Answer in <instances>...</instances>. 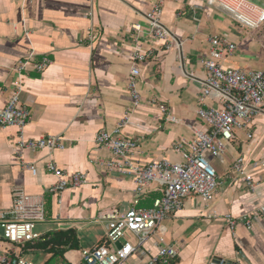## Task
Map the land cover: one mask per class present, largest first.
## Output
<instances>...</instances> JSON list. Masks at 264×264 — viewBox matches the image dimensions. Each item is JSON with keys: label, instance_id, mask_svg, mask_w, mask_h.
<instances>
[{"label": "crops", "instance_id": "obj_1", "mask_svg": "<svg viewBox=\"0 0 264 264\" xmlns=\"http://www.w3.org/2000/svg\"><path fill=\"white\" fill-rule=\"evenodd\" d=\"M250 1L264 8V0ZM158 2L169 49L150 34L146 19ZM91 27L96 28L92 44L86 39ZM212 35L218 36L223 67L264 70V22L249 29L200 0H0V110L18 90L20 105L30 111L26 138L60 136L63 142L61 149L20 150L18 128L0 126V218H19L12 213L14 199L26 194L24 215L34 220L35 231L74 229L79 248L67 250L64 258L67 264H84L81 251L105 237L100 215L126 210L135 188L130 176L98 164L112 155L98 148L96 134L113 129L127 114L122 134L137 139L134 161H180L202 126L198 107L224 105L218 94L203 95V61L210 57ZM228 44L234 45L232 51ZM135 52L151 54L137 62L141 102L132 110L127 76ZM44 56L51 63L38 73L32 66ZM23 61L28 63L19 67ZM246 131H236L218 156L207 154L218 178L214 200L206 206L191 194L162 220L157 233L178 247L175 264H213L218 258L226 264H264V105L252 118L251 138ZM240 155L253 171L252 190L232 171ZM49 161L67 173L84 172L85 182L49 193L57 181L46 168ZM27 164L36 167V174ZM161 195L154 185L140 204L149 206ZM39 214L43 220L36 219ZM226 214L236 218L235 227L225 222ZM243 216L251 218V229ZM39 222L45 223L43 231L36 229ZM122 240L135 243L137 238L126 233ZM151 244L150 239L146 247ZM136 261L133 257L125 264Z\"/></svg>", "mask_w": 264, "mask_h": 264}, {"label": "built area", "instance_id": "obj_2", "mask_svg": "<svg viewBox=\"0 0 264 264\" xmlns=\"http://www.w3.org/2000/svg\"><path fill=\"white\" fill-rule=\"evenodd\" d=\"M208 5L215 6L232 16L243 26L253 29L264 22V8L250 0H200ZM160 3H155L146 13L149 22L150 34L164 40L166 49L169 32L160 22ZM133 29L139 30L137 25ZM86 39L90 44L96 39V28L88 29ZM211 43L210 57L203 61L207 70L206 87L203 95L212 93L224 98L222 108L200 106L196 110L201 127L195 129L193 138L186 152L182 153L180 161L172 162L168 159L151 160L145 164L133 160L132 154L138 148L137 139L122 134L123 125L128 122L129 115H125L121 122L111 130L101 129L95 136L98 148L110 151L112 158L107 161L99 160V165L109 170H116L132 178L135 188L131 205L122 210L113 208L100 215L106 223V233L101 244L81 251L84 264H125L131 258L136 259L132 264H175L178 247L173 243H166L158 235L162 220L171 212L182 208L184 199L195 194L206 204H210L215 197L218 178L217 172L209 161L207 154L218 156L225 149V144L231 141L236 131L245 130L246 137L251 138L249 131L254 115L261 111L264 105V70L243 71L235 68L223 67L219 63L221 51L218 48L217 35L209 38ZM168 43V44H167ZM229 51L234 45L228 44ZM151 52H135L127 76V88L132 100V110L141 102L137 89L140 77V68L137 62H142ZM28 62L23 61L19 67ZM51 63L44 56L40 62L34 63L32 69L43 72ZM164 110V106H159ZM30 120V111L20 105L19 91L16 90L8 98L0 110V126H16L18 128V147L22 149H61L63 148L60 136H46L40 138H26L24 129ZM92 162V160L90 161ZM264 167V159L260 163ZM32 174L37 170L34 165H26ZM47 170L56 176L57 181L48 187V192L57 194L67 187H79L86 179L84 172L67 173L53 161L46 164ZM232 171L242 177L249 189H254L253 171L246 166L245 158L236 157L231 165ZM253 170V169H252ZM161 188L162 195L155 198L151 205L142 206L141 200L152 186ZM29 200L26 194L20 193L14 199L12 213L19 218L7 220L0 218L2 239H0V264H34L31 260L20 255L19 244L34 241L41 237L35 231L34 220L25 218V204ZM264 214V207L261 208ZM43 220L42 214L36 217ZM224 220L231 228L236 225V218L231 214L224 215ZM248 229L252 228L249 216L241 218ZM126 233L136 236L135 243L121 241ZM152 244L146 247L149 240ZM120 243V247L116 244ZM218 264H226L220 259Z\"/></svg>", "mask_w": 264, "mask_h": 264}, {"label": "trees", "instance_id": "obj_3", "mask_svg": "<svg viewBox=\"0 0 264 264\" xmlns=\"http://www.w3.org/2000/svg\"><path fill=\"white\" fill-rule=\"evenodd\" d=\"M19 248L20 255L29 251L45 253L46 258L41 264H67L64 253L69 249L79 248V240L72 228L54 229L41 234L39 239L19 244Z\"/></svg>", "mask_w": 264, "mask_h": 264}, {"label": "rangeland", "instance_id": "obj_4", "mask_svg": "<svg viewBox=\"0 0 264 264\" xmlns=\"http://www.w3.org/2000/svg\"><path fill=\"white\" fill-rule=\"evenodd\" d=\"M44 225H45V223L39 222L37 224V228L36 229L39 230V231H43L44 230ZM22 257L31 260L34 264H41L45 260L46 254L43 253V252H39V251H29L27 253H24L22 255Z\"/></svg>", "mask_w": 264, "mask_h": 264}, {"label": "water", "instance_id": "obj_5", "mask_svg": "<svg viewBox=\"0 0 264 264\" xmlns=\"http://www.w3.org/2000/svg\"><path fill=\"white\" fill-rule=\"evenodd\" d=\"M117 246L120 247V243H118ZM219 260H220V258H218V260H214V261H213V264H218Z\"/></svg>", "mask_w": 264, "mask_h": 264}]
</instances>
